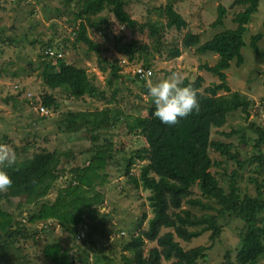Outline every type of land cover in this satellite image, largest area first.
<instances>
[{"label":"rangeland","instance_id":"rangeland-1","mask_svg":"<svg viewBox=\"0 0 264 264\" xmlns=\"http://www.w3.org/2000/svg\"><path fill=\"white\" fill-rule=\"evenodd\" d=\"M125 1L133 19L140 24L156 23L162 29L161 50L153 49L148 57L153 76L146 79L147 87L150 83L168 78L173 72L192 82L203 77L205 83L202 90L218 83V78L203 67H214L219 62V56L198 54L196 48L185 49L182 41L187 34H196L200 36L202 46L216 34L235 29L237 25L233 20L245 7L235 5V0ZM169 3L187 21V29L178 32L166 28L164 10ZM220 6L227 9V16L224 27L215 28L213 24L218 18ZM78 12L77 4L69 6L62 0H0V148L13 152L16 160L31 158L42 151L56 152L61 158V176L48 198L39 205H26L25 198H6V190H0V211L12 217L11 227L5 233L0 232V264H55L45 254L49 245L59 246V257L65 255L69 259L68 264H83L80 258L84 257L88 258L89 264H97L95 261L99 259L105 260L103 264H108L107 259L113 261L111 264H120L123 257L129 255L127 246L130 236L146 230L153 217L149 201L151 193L137 188L132 181L133 177L140 178L142 168L148 163L139 159L148 145L143 136L131 133L127 126L128 122L149 116L152 98L139 82L136 83L138 68L144 67L145 57L138 62H128V58L117 50L116 37H124L126 42L136 40L152 47L156 43L149 36V30L133 34L115 21L108 11L101 14V17L108 18L104 26L88 29V36L100 45L102 57L117 62L122 75L126 76L114 104H107V101H112L116 89V85L110 86L107 82L109 71L101 72L99 57L87 45L78 44L77 49L73 48L75 32L80 24L75 17ZM247 28V47L242 51L244 64L239 67L236 61L232 62L226 74L232 92L247 97L251 106L248 112L240 110L230 114L225 126L213 128L211 132L212 141L233 146L231 153L238 157L241 166L212 148L209 154L214 161L212 173L225 190L228 191L233 175L237 173V186L244 194L254 197L257 196V184L264 186V173L257 169V161H252L259 153L253 128H264V39L259 42L262 56L257 55L250 44L253 36L264 34V0ZM176 47L182 50V56L169 59V51ZM46 54H50L54 63L57 57H62L67 63L87 69L91 76L88 95L77 100L71 99L65 91L48 89L40 77ZM94 93H105V96L91 97ZM46 95L56 98L58 109L43 107L42 99ZM103 109H111L112 117L118 122L107 129L82 128L76 134L65 131L62 122L70 111ZM99 151L107 152L108 157L106 182L96 189V194L100 193L104 199L92 207V215L89 212L80 215L76 203L84 198L95 202L96 194L91 196L87 188L73 191L72 187L79 182L74 170L86 167ZM193 193V199L202 198L199 188L195 187ZM55 202L61 204L59 210L69 213L73 221L82 217L76 234L64 229L66 226L74 229L75 225H66L62 220L31 223L33 213H38L44 203L52 205ZM211 203L215 206L214 202ZM183 208L198 215L204 214L187 204ZM208 213L217 214L215 211ZM145 214L148 215L147 221ZM219 223L222 234L217 239L213 240L211 233H207L192 242L186 243L179 238L176 241L185 250L204 247L207 259L200 264H238L236 255L241 246L243 222L227 215ZM170 232L174 233L171 229H162L161 236ZM154 247L157 243L148 242L146 253Z\"/></svg>","mask_w":264,"mask_h":264},{"label":"trees","instance_id":"trees-1","mask_svg":"<svg viewBox=\"0 0 264 264\" xmlns=\"http://www.w3.org/2000/svg\"><path fill=\"white\" fill-rule=\"evenodd\" d=\"M67 5L77 4L79 12L76 13V20H80L75 32L74 49L78 44H85L89 50L99 57L101 72L109 71L108 84L116 85L112 101L107 104H114L115 97L122 89L123 81L121 67L117 62L109 61L102 57L100 45L95 43L88 36L90 27L99 28L108 22L107 17H101L106 11L113 14L115 21L133 34L149 30V36L156 43L155 46L142 44L139 41H125L124 37H116V46L119 53L128 58V62L134 63L145 57V71L152 66L148 61L153 49L160 51L162 47L161 27L156 23L140 24L133 19L127 11L125 0H62ZM262 0H235V5L245 7L244 11L236 14L233 23L235 29H226L214 36V38L200 46V36L187 34L182 41L185 49L196 48L198 54H215L219 56V62L214 66H204L203 69L214 77L218 78L215 83L203 89L205 79L198 77L194 82L185 79L183 84L189 83L198 90L199 110L180 120L174 126L161 123L153 116L154 103L148 108V117H139L133 123L128 122L127 126L131 133H139L146 140L148 147L144 155L139 159L148 161L142 168L140 178L133 177L132 181L137 188H143L151 193L149 196L150 207L153 217L148 222L146 230L139 231L129 238L127 251L120 264H200L206 260V249L204 247L185 250L176 238L188 243L199 239L207 233H211L212 239H217L222 234L220 220L227 215L243 222L240 230V248L237 251L238 264H260L264 261V186L257 184V196L244 194L237 186L238 174L234 173L229 184L228 191L225 190L220 180L212 173L214 161L210 157L209 150L212 148L221 155L233 159L240 166L237 156L231 153L233 146L222 142L211 140L213 128H222L227 123L230 114L242 110L248 112L251 101L238 92H232L228 84L226 71L231 68L232 62L236 61L237 66L244 64L243 49L247 47L245 35L248 31L252 17L259 12ZM167 19L166 28L176 29L178 32L187 29V21L175 10L174 5L169 3L164 10ZM227 9L220 6L218 18L213 27H224ZM264 39V34L252 37L250 47L253 51L260 53L259 42ZM62 56V55H61ZM182 56L180 48L169 51V59H178ZM56 58V57H55ZM50 54L45 55L41 64L40 77L48 89L52 91H65L71 99H83L88 95L87 86L91 82V76L85 68L67 63L62 57H57L54 63ZM146 79L138 74L136 83L141 84L148 93ZM226 95H220V93ZM91 97H103L96 93ZM42 105L47 110L58 109V102L52 95H46L42 99ZM111 109H103L87 112H72L66 114L62 124L65 131L78 133L82 128H93L94 130L107 129L116 124L118 120L112 117ZM256 148L258 155L252 158L259 164L257 169L264 173V128L254 127ZM229 136V135H226ZM108 161L107 152L99 151L86 167H77L74 173L79 182L72 187L74 192L89 190L91 196L96 194L98 187H103L106 182V164ZM133 162V161H132ZM61 158L56 152L42 151L35 153L31 158L16 160V163L9 167L6 163L0 165L10 175L13 183L6 189V198H25L26 205L37 206L44 199L48 198L55 182L60 178ZM256 180V179H254ZM197 187L202 198L193 199V189ZM103 195L96 194V201L82 199L76 203L80 215L82 212L93 214L92 207L102 202ZM205 200L207 202H205ZM214 202L215 206L211 203ZM184 204L196 207L204 212L198 215L189 209H184ZM60 203H44L38 213L32 215L30 221L55 219L62 220L66 225L74 224L75 228L66 226L68 233H77V226L82 217L73 221L69 213L59 210ZM215 211L216 215L208 212ZM148 220V215H144ZM12 217L0 211V232L5 233L11 227ZM162 229L174 231L161 236ZM148 242L157 243L149 253H146L145 246ZM59 246L49 245L45 254L55 264H68L69 259L62 255L59 257ZM230 257V254H229ZM83 264H89L88 258H80ZM108 264L113 261L108 260ZM103 264L104 259L95 261Z\"/></svg>","mask_w":264,"mask_h":264},{"label":"clouds","instance_id":"clouds-1","mask_svg":"<svg viewBox=\"0 0 264 264\" xmlns=\"http://www.w3.org/2000/svg\"><path fill=\"white\" fill-rule=\"evenodd\" d=\"M153 100V116L161 123L174 126L181 119L198 111L200 104L198 90L191 83L184 85L180 73L173 72L168 78L150 83L147 93ZM16 156L7 149L0 148V164L6 163L9 167L16 163ZM13 181L8 172L0 167V190H6Z\"/></svg>","mask_w":264,"mask_h":264},{"label":"built area","instance_id":"built-area-1","mask_svg":"<svg viewBox=\"0 0 264 264\" xmlns=\"http://www.w3.org/2000/svg\"><path fill=\"white\" fill-rule=\"evenodd\" d=\"M138 74L141 75L142 78H150L153 76L152 71H145L143 69H138ZM44 111V109H42Z\"/></svg>","mask_w":264,"mask_h":264}]
</instances>
